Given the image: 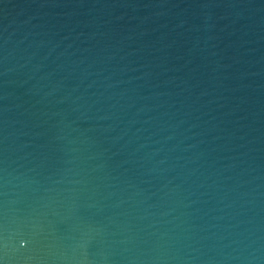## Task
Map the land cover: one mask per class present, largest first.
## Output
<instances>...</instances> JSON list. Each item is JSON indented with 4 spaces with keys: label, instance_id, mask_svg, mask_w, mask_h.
<instances>
[{
    "label": "water",
    "instance_id": "water-1",
    "mask_svg": "<svg viewBox=\"0 0 264 264\" xmlns=\"http://www.w3.org/2000/svg\"><path fill=\"white\" fill-rule=\"evenodd\" d=\"M0 264H264V0H0Z\"/></svg>",
    "mask_w": 264,
    "mask_h": 264
}]
</instances>
